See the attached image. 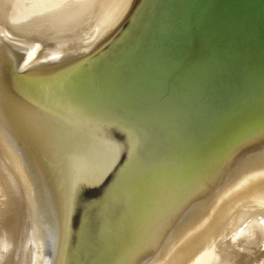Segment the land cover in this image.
I'll use <instances>...</instances> for the list:
<instances>
[{
    "label": "water",
    "instance_id": "obj_1",
    "mask_svg": "<svg viewBox=\"0 0 264 264\" xmlns=\"http://www.w3.org/2000/svg\"><path fill=\"white\" fill-rule=\"evenodd\" d=\"M0 264H264V0H0Z\"/></svg>",
    "mask_w": 264,
    "mask_h": 264
}]
</instances>
